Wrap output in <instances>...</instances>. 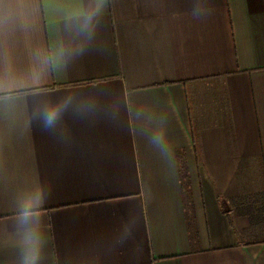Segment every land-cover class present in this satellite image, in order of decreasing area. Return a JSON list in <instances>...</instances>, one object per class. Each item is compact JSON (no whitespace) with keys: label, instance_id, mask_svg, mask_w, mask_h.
Returning <instances> with one entry per match:
<instances>
[{"label":"crops","instance_id":"crops-1","mask_svg":"<svg viewBox=\"0 0 264 264\" xmlns=\"http://www.w3.org/2000/svg\"><path fill=\"white\" fill-rule=\"evenodd\" d=\"M95 4L31 0L0 28V66L26 81L0 103V264H20L36 193L38 264H264V200L242 198L264 192V0H104L91 40L70 34L66 13ZM69 96L55 128L34 119Z\"/></svg>","mask_w":264,"mask_h":264},{"label":"clouds","instance_id":"clouds-1","mask_svg":"<svg viewBox=\"0 0 264 264\" xmlns=\"http://www.w3.org/2000/svg\"><path fill=\"white\" fill-rule=\"evenodd\" d=\"M103 3L104 0H96L95 7L88 11L66 13L68 32L83 38V40H91L95 27L94 22L101 13ZM31 10V0H0V28L12 23L26 26ZM75 21H79V23H75ZM83 51V43H77L75 46L60 44L56 50V58L63 61L80 55ZM33 58L35 66L28 74L27 80L35 83L42 78L52 60L47 53L39 50L34 53ZM25 82V78L11 64L0 66V103L12 102L17 99L16 93L24 86ZM72 105L73 98L71 96L60 100L36 103L33 107V116L45 130H50L57 126ZM93 108V105L86 106L87 111H92ZM150 140L155 145H163L165 141L164 131L156 130ZM43 202V195L36 193L25 196L19 204L17 219L22 238L20 264H38L42 235L40 217L36 210L40 208Z\"/></svg>","mask_w":264,"mask_h":264},{"label":"rangeland","instance_id":"rangeland-1","mask_svg":"<svg viewBox=\"0 0 264 264\" xmlns=\"http://www.w3.org/2000/svg\"><path fill=\"white\" fill-rule=\"evenodd\" d=\"M246 166V168H247V165H245ZM248 166H250V165H248ZM252 168L254 169V165L252 166ZM253 173V172H252ZM257 175L260 177V172L259 171H257ZM254 174V173H253ZM243 178L245 179V180H252L253 179V175H245V176H243ZM244 200H249V199H261V200H264V192H262V190H261V192H259V193H256V192H254V191H249L248 193H245L244 195H243V197H242ZM253 219H254V221L256 220V221H259V222H261V221H264V218H260L261 219V221L260 220H258L259 219V217H256V216H254L253 217ZM255 229L257 230V231H259V229L258 228H256L255 227Z\"/></svg>","mask_w":264,"mask_h":264}]
</instances>
